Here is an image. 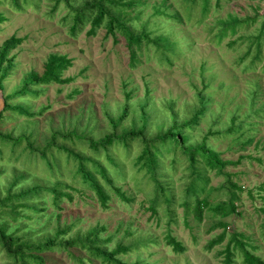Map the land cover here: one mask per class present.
<instances>
[{"label":"rangeland","instance_id":"374dc122","mask_svg":"<svg viewBox=\"0 0 264 264\" xmlns=\"http://www.w3.org/2000/svg\"><path fill=\"white\" fill-rule=\"evenodd\" d=\"M122 2L130 6L118 13L121 19L137 31L144 29L151 39L167 38L175 49L167 52L151 42L138 50L133 47L137 63L131 67L124 39L112 38L104 27L91 36L87 23L70 35L71 7L81 0H31L20 11L10 0H0V50L12 37L21 40L3 65L11 67L1 96L4 107L6 102L31 114L4 107L0 113V133L20 139L16 147L0 140V228L29 244L53 239L57 229L69 228L59 236L63 240H84L94 230L104 251L119 244L128 248L117 256L127 264H222L220 253L234 233L264 262V0H208L202 20L199 8L189 14L183 0ZM231 23L235 33L225 31V24ZM50 55L71 62L62 73L68 83L30 84L33 93L16 95L29 75H42ZM120 117L118 135L141 131L151 140L175 125L176 134L183 128L187 146H204L224 163L220 174L201 165L206 182L198 199L209 207L201 221L195 218L196 199L188 191L196 177L189 159L178 150L176 155L158 156L156 176L166 190L159 193L152 211L154 184L135 165L143 148L141 136L130 139L128 148L115 144L96 152L90 147L89 140L112 135L111 120ZM52 141L47 157L55 156L59 169L50 171L39 152L34 154L27 145L41 150ZM59 148L99 162L130 201H121L87 162L110 196L107 209H102L75 177L76 161L67 160ZM58 184L71 200L62 197L56 208L52 195L43 190ZM34 189L42 191L17 199ZM230 191L237 196L236 213L221 218L212 208L228 200ZM220 222L226 225L225 238L208 251V242L224 230ZM168 239L183 251H174ZM39 256L44 264H102L78 247ZM234 258L242 264L239 251ZM0 264H15L2 245Z\"/></svg>","mask_w":264,"mask_h":264},{"label":"trees","instance_id":"16d2710c","mask_svg":"<svg viewBox=\"0 0 264 264\" xmlns=\"http://www.w3.org/2000/svg\"><path fill=\"white\" fill-rule=\"evenodd\" d=\"M14 9L20 11L23 8V4L27 5L31 0H10ZM185 4L187 3L188 13L198 7L199 13L201 14V20L205 18L208 14L209 3L208 0H199L201 1L198 4V0H183ZM70 4V3H68ZM130 6L126 5L122 2V0H81V4L77 7H71L73 10V15L71 18V26H70V35L75 36L76 31L84 26L85 24L90 25V29L88 31V35H95L96 31L104 27L106 29L107 35L112 38H116L117 35L121 36L127 47L130 49V66L135 67L137 60L136 54L133 47L138 50L141 48L143 44L147 45L149 42L153 43L157 48H161L166 50L167 52H172L175 48V45L170 42L167 38H156L151 39L150 34H148L144 29L141 31H137L132 26L127 24L126 21L120 18L118 13L121 11L123 7ZM174 17H171L173 19ZM175 19V18H174ZM3 18L0 15V21ZM200 20V21H201ZM232 21L236 22V19L231 18ZM226 28L228 27L232 33H235V26L233 24H225ZM224 31V32H225ZM21 43L20 39L10 38L4 42L1 50H0V91H2V81L7 78L9 75L10 64L6 68L3 67L4 63L7 61L8 53L15 49ZM257 51L256 58H258V47L255 48ZM163 58L166 59L165 55ZM167 60V59H166ZM168 61V60H167ZM8 63V62H7ZM71 66V62L64 56L59 55H50L46 61L44 66V71L41 76L37 75H29L25 80V84L21 90L17 91L16 95H26L33 93L28 89V85L34 86H42V85H50V84H66L69 80L62 79V73ZM5 110H12L21 113L22 115L31 116L28 111L24 110L22 107L10 106L5 102ZM201 112H196V115L193 117L192 122L195 123L196 116L200 115ZM126 114V110L122 112V115ZM174 117V116H173ZM1 118V116H0ZM141 118L144 119L145 116L141 115ZM121 122V117L117 121L111 120V125L114 129L112 135H108L105 138L97 140L96 142H92L89 140L90 147L94 151H98L99 149H107V147L112 145H122L128 148V142L130 139H136L138 135H140V141L142 143V150L140 155L136 158L135 165L139 172H144V175L148 177V179L152 180L154 184L155 192H153L152 200H151V210L154 211V206L159 201V193L165 192L166 188L163 184L157 179L156 170L160 166V162L158 160V156L163 155V153H169L172 155H176V151L178 150L183 156L189 159L190 167L193 170V174L195 175L194 183L190 184L188 189L189 195L191 198L196 199L195 205V218L197 221L202 220V213L204 208L208 207V204L204 201V199H198L201 194L204 192V184L206 182V178L203 175V167L210 170H216L217 174H220L221 168L224 165L223 162L218 160L216 155L204 148V146L199 147H189L186 145L187 139L185 134L182 133L183 128H179V134L175 132V125L169 128L164 133H159L158 136L154 139L147 140L144 132H135L134 130L123 131L122 134L118 135L116 133L117 127H119ZM187 125V124H186ZM125 130V129H124ZM0 140H4L5 142H11L15 147L19 145L20 139L12 140L10 136L3 135L0 133ZM54 140V139H53ZM54 146L53 141L47 143V145L39 150L33 149L30 144L27 145L29 150L34 154L39 152V156L45 160V164L50 171L58 170V163L55 156L47 157V152L50 151V148ZM58 150H63L67 155V160L71 159L76 161V169L74 170L75 177H78L82 180V183L86 185L95 195L96 201L99 203L102 209H107L108 203L110 201V196L105 192L104 187L100 184L94 173L91 169L87 168L86 163L91 162L92 167L96 173L101 175L104 181L108 184L109 188L115 193V195L123 202H129L130 198H127L125 193L121 191L120 188L113 185L112 180L109 178V175L106 169L101 166L99 162L96 160H91L89 158H85L81 156L79 153H75L66 148H59ZM200 157V162H197V158ZM49 158V159H48ZM113 165H117L112 159H110ZM117 167V166H116ZM118 169V168H117ZM116 174H120L116 172ZM197 181V184H196ZM198 181H202L203 184H198ZM233 188H236L235 185H231ZM61 185H55L50 189H44L49 195H52V204L59 208V204L61 202L62 197H66L68 200H71V196L69 194H64L61 191ZM40 189L28 190L21 195L17 196V199H26L32 195H36ZM228 200L224 202H220L219 204L213 206L212 210L216 215L221 218L228 217L236 213L235 202L237 200V196L235 193H229ZM166 203L170 202V198L166 197L164 200ZM209 208V207H208ZM211 209V208H210ZM264 213V209L262 210ZM219 226L224 228L223 232L208 242L206 245V249L209 251L214 246L219 245L225 238V224L219 223ZM264 228V224H263ZM69 232V228L57 229L55 232V237L53 239L45 240L44 242H39L37 244H29L26 241H23L19 238H15L10 235L5 234V230L0 228V245H2L3 250L5 251L6 256L12 260L15 264H44V260L39 256V253L52 251L54 249H67L68 247H78L81 250H86L88 255L91 258L98 260L102 264H127L122 262L117 258L120 254H125L128 248L122 247L120 244L111 252H106L102 249L101 243L98 240L97 233L92 230L88 234V237L83 240V238H76L69 240L59 239V236H64ZM262 239L264 242V232L262 235ZM168 245H171L173 250L176 252H182V246L174 241V239H168ZM246 244L243 242L242 237L238 234H231L228 244L225 249L220 253L223 256L222 264H236L235 262V252L239 251L242 255V264H264V262L256 257L254 254L245 249Z\"/></svg>","mask_w":264,"mask_h":264},{"label":"water","instance_id":"95a60500","mask_svg":"<svg viewBox=\"0 0 264 264\" xmlns=\"http://www.w3.org/2000/svg\"><path fill=\"white\" fill-rule=\"evenodd\" d=\"M3 107H4V100H3L2 96H1V91H0V113H1V111L3 109Z\"/></svg>","mask_w":264,"mask_h":264}]
</instances>
